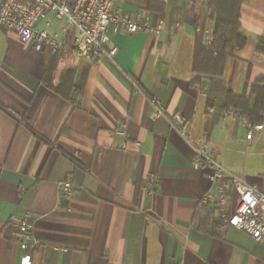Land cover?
<instances>
[{
    "label": "crops",
    "instance_id": "0c3cea01",
    "mask_svg": "<svg viewBox=\"0 0 264 264\" xmlns=\"http://www.w3.org/2000/svg\"><path fill=\"white\" fill-rule=\"evenodd\" d=\"M208 4L120 0L123 11L164 28L111 31L113 57L80 53L74 29L54 14L38 29L58 33V49H36L0 23V105L15 115L0 106V264H264V242L226 220L222 237L203 228L210 218L199 201L214 183L212 169L195 165L206 145L229 176L264 194V128L248 139L253 125L226 106V90L252 107L264 86V0H243L248 40L210 77L201 74L215 26ZM62 84L81 91L80 107L54 89ZM24 214L38 243L27 250L17 219Z\"/></svg>",
    "mask_w": 264,
    "mask_h": 264
},
{
    "label": "built area",
    "instance_id": "2783aa9c",
    "mask_svg": "<svg viewBox=\"0 0 264 264\" xmlns=\"http://www.w3.org/2000/svg\"><path fill=\"white\" fill-rule=\"evenodd\" d=\"M120 0H0V23L18 35L20 40L36 49L45 47L58 49L62 41L58 33L38 29L41 21L49 14L63 19L67 28L75 31V45L80 53L95 58L113 57L117 47L107 50L111 31L126 29L130 33L144 31L159 34L164 28V21L157 23L143 19L141 15H133L123 11ZM207 5L209 0H197ZM211 44L212 37L207 36ZM177 123L185 129V123L180 114L175 115ZM264 128V124L250 127L247 138L251 139L256 131ZM117 134L126 137L122 128ZM195 165L212 169L211 178L214 183L212 190L200 200L206 205H223L232 191L237 193L233 211L226 219L227 225L246 232L257 242H264V194L255 186L249 185L235 176H229L217 153L206 145L196 148ZM158 183V175L151 173L145 186L152 192ZM60 193L64 199L71 197L73 184L70 179L60 183ZM21 229V248L24 250L38 245L35 241L33 224L28 214L17 217ZM28 261V257H23Z\"/></svg>",
    "mask_w": 264,
    "mask_h": 264
},
{
    "label": "trees",
    "instance_id": "16d2710c",
    "mask_svg": "<svg viewBox=\"0 0 264 264\" xmlns=\"http://www.w3.org/2000/svg\"><path fill=\"white\" fill-rule=\"evenodd\" d=\"M243 0H210L208 7L210 15L215 18V26L213 30V42L211 48L208 49L207 53V62L204 69L201 71L206 77L213 76L215 74V68L218 63H223L224 60L232 56L234 50L238 48H242L248 38L241 31L240 26V5ZM76 48V46H75ZM58 55L56 54L54 59L49 64L47 77L51 74L53 69L55 68L58 62ZM215 62V66L213 64ZM264 82V78L262 79ZM52 86V85H50ZM54 89L63 94L69 101H71L75 106L80 107L81 105V91L72 88L65 87L64 84L58 87H54ZM256 100L252 107H250L249 101L245 98H238L229 90H226V97L229 104L226 106L232 105L235 109H237L241 115H243L248 122L252 125L259 124L263 122L264 118V86H260L255 88ZM207 99V104L213 105L214 94L209 91ZM5 111L15 116L12 111L8 108L0 105ZM199 205L202 209L208 212L210 223H208L207 227H203L206 231L211 233L214 236H223V227L224 220L220 217H215V209L204 204L202 201H199ZM201 227V225H198Z\"/></svg>",
    "mask_w": 264,
    "mask_h": 264
},
{
    "label": "rangeland",
    "instance_id": "374dc122",
    "mask_svg": "<svg viewBox=\"0 0 264 264\" xmlns=\"http://www.w3.org/2000/svg\"><path fill=\"white\" fill-rule=\"evenodd\" d=\"M64 24V21H59L58 25L61 26ZM232 196L229 195L228 200L225 204L221 205H215L216 209L218 210L219 214L221 215V218L225 221L229 217L230 213V206L232 205Z\"/></svg>",
    "mask_w": 264,
    "mask_h": 264
}]
</instances>
